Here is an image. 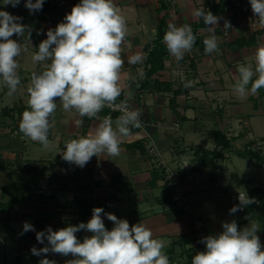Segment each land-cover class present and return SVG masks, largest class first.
I'll return each instance as SVG.
<instances>
[{"label": "crops", "instance_id": "crops-1", "mask_svg": "<svg viewBox=\"0 0 264 264\" xmlns=\"http://www.w3.org/2000/svg\"><path fill=\"white\" fill-rule=\"evenodd\" d=\"M218 1L114 0L128 29L122 46L125 63L118 99L128 97L131 92L143 124L131 128V134L121 138L119 156H93L80 168L64 161L61 152L68 140L86 136L98 120L79 117L74 109L64 111L57 99V110L50 117L54 127L49 130L47 148L22 138V133L14 136L12 130L17 123L19 131L22 113L28 109L31 74H39L46 67L45 62H34L32 55L38 51L40 42L47 39V31L64 22L65 15L81 0H49L47 12L32 13L25 7V0L16 7L5 6L0 0V11L21 17L20 22L30 30V39L28 32L23 37H11L26 49L17 57L21 80L17 91L8 95V88L0 79V203L9 200L2 191L9 183L22 185L15 188L16 194L26 198L8 214L0 211V264H39L45 256H35L31 249L47 246V240L39 243L36 233L46 231L49 226L55 231L88 222L96 207L126 219L130 226L145 225L153 238L165 241L163 251L169 264H191L197 252L205 251L192 236L194 219L203 220L212 236L223 231L224 222L235 220L239 229L255 222L264 250V229L259 221L246 212L230 214L232 195L243 191L245 183L240 186L238 178L244 177H234V172L227 168L237 156L235 152L245 147L260 151L263 156V148L252 138L253 128L261 131L264 124V88L255 95L249 92L244 99L233 88L239 66L252 65L255 69V49L264 43V29H254L249 23L247 17H256L249 0H234L224 13L215 15L219 17L215 29L219 51L205 54L203 40L208 33L204 30L206 26L201 25L202 18L197 20L193 12L199 8L208 11L209 3ZM224 20L235 24L228 38L220 28ZM169 22L198 27L201 44L194 45L180 61L169 54L163 68L141 87L150 67L148 53L156 43L161 24L167 29ZM137 52L143 54V63L129 64L128 57ZM187 82H191L190 87L184 86ZM106 113L103 109L98 115L102 119ZM118 116L114 114L113 121ZM77 119L83 120L82 126L75 125ZM215 131L230 140V149L217 146ZM263 136L258 134L261 140ZM161 162L170 170L187 164L186 169H180L186 205L172 200L176 188L167 182ZM102 219L111 230L113 222L103 214ZM24 222L31 223L35 231L23 232ZM91 235L87 231L76 233L81 242ZM46 258L56 264L74 259L71 254L53 253Z\"/></svg>", "mask_w": 264, "mask_h": 264}, {"label": "clouds", "instance_id": "clouds-1", "mask_svg": "<svg viewBox=\"0 0 264 264\" xmlns=\"http://www.w3.org/2000/svg\"><path fill=\"white\" fill-rule=\"evenodd\" d=\"M21 0H3L5 6L16 7ZM44 0H25V7L32 12L42 9ZM254 16L264 26V0H249ZM193 17L202 18L208 36L203 40L205 54L219 51L215 29L219 17L203 8L194 10ZM21 17L0 11V79L8 88V95L17 91L21 83L17 60L23 49L21 43L11 39L13 35L23 37L30 30L23 25ZM225 26H229L227 23ZM39 34V33H38ZM128 34L127 23L114 0H81L64 22L55 29H49L47 39L40 42L38 51L32 55L34 62H45V69L31 74L30 86L27 88L28 109L23 111L19 123L22 138L38 142L43 147L49 146V130L54 127L50 117L57 110V99L64 111L75 110L79 117L87 116L99 123L86 136L70 139L64 144L62 159L69 164L83 168L93 156L107 154L119 156L122 137L131 134V128H140L139 110L131 109L127 101L116 103L121 96V70L124 66L122 58L123 45ZM166 48L177 61L183 59L185 53L192 51L196 36L190 24L176 26L169 22L163 36ZM255 69L252 65L238 67V77L234 85L235 94L244 99L249 94H257L264 88V43H260L254 54ZM144 61L142 53L128 57L131 65ZM256 76L255 79L253 77ZM185 87H190L187 82ZM250 86V87H249ZM131 98L132 93H127ZM108 107L119 110L115 121L110 116L102 119L99 113ZM76 126H82L83 120L77 119ZM115 125V126H113ZM131 126V127H130ZM239 204L229 211L234 214L254 201L246 191H240ZM102 214L113 222L108 230ZM223 231L215 236L202 238L205 251L197 252L191 264H264V250L259 236V226L251 222L239 229L235 220L224 222ZM35 231L34 226L24 222L23 232ZM87 231L83 241L76 236L77 232ZM23 234V233H21ZM36 240L47 246L31 253L44 255L39 264H56L47 259L48 253L68 256L74 259L65 264H169L164 253L165 241L153 238V233L145 225L138 223L129 225L126 219H119L112 213H105L101 207L93 208L91 219L87 223L53 231L49 226L46 231L36 233Z\"/></svg>", "mask_w": 264, "mask_h": 264}, {"label": "trees", "instance_id": "trees-1", "mask_svg": "<svg viewBox=\"0 0 264 264\" xmlns=\"http://www.w3.org/2000/svg\"><path fill=\"white\" fill-rule=\"evenodd\" d=\"M234 4V0H219L218 3H209V10L213 15L220 16L224 13L229 7ZM49 0H44L42 9L40 12L48 11ZM51 11V10H50ZM204 26V23L201 24ZM193 33L196 36L195 45L201 44V38L197 35L198 27L192 28ZM167 29L164 23L161 24L159 33L156 39V43H154L153 47L150 49L148 53L147 64L150 66L146 78L141 82V87H145L149 83L150 77L159 69H162L164 66V61L168 57L169 52L166 48L165 43L163 42V36L165 35ZM214 141L217 146L222 149H230V140L227 139L220 131H215L213 134ZM236 155L242 158H248L255 161L258 167H264V157L261 155L260 151L247 149L246 147L242 150H237ZM217 157V156H215ZM20 184L9 183L3 186L2 191L9 196V200L5 203H0V211L9 213L20 201L25 200L26 198L22 195L16 194L15 188L21 187ZM85 215V213H84ZM253 218H256L259 223L262 225L264 229V210L263 212L258 213ZM84 223H87L85 221Z\"/></svg>", "mask_w": 264, "mask_h": 264}, {"label": "rangeland", "instance_id": "rangeland-1", "mask_svg": "<svg viewBox=\"0 0 264 264\" xmlns=\"http://www.w3.org/2000/svg\"><path fill=\"white\" fill-rule=\"evenodd\" d=\"M264 91V90H263ZM12 123V122H11ZM17 123L14 124V129L13 131V135L14 136H18L20 135V132L17 130ZM253 128V127H252ZM261 131L257 129V127L253 128V135L254 137L252 138V140H254V143H258L260 145V147L263 148V156H264V140H261V138L258 137V134H260L261 136L264 135V124L261 125ZM252 136V135H251ZM264 139V136H263ZM214 157V156H213ZM234 161L233 163L228 164L227 168L229 170V172L231 171L232 173L234 172V177L237 176H242L244 178H238V180L242 183L240 184V186L243 184L245 185L244 190H246L247 195L249 196V198H252L255 200V202L242 207V210H240V213H248L251 217H254L255 215H257L260 212H263L264 210V167H258L255 163V161L251 160V159H244L238 156H234L233 157ZM226 168V169H227ZM227 176L229 177L230 174H227ZM229 179V178H228ZM235 179L232 178V181H234ZM235 185V183H234ZM239 194V193H238ZM237 194L232 195L233 200L231 198L232 204L234 205H238L239 201H234V198L236 197ZM230 200L228 199V202ZM180 205L182 206V204L180 203ZM205 227H206V223ZM207 231L208 228L206 227ZM209 233V231H208ZM210 236V233H209Z\"/></svg>", "mask_w": 264, "mask_h": 264}, {"label": "built area", "instance_id": "built-area-1", "mask_svg": "<svg viewBox=\"0 0 264 264\" xmlns=\"http://www.w3.org/2000/svg\"><path fill=\"white\" fill-rule=\"evenodd\" d=\"M247 19L249 20V23L251 24V26L254 29H264V26L260 25L258 17H254V18L247 17ZM226 23L229 26H225ZM234 26H235V24L229 20L222 21V23L220 24V28L222 29L223 35L226 38L229 37L230 31L233 29ZM197 35L199 36L198 32H197ZM132 100H133L132 98H129L126 96L122 99H118L116 101V103H120L121 101H127L129 107L131 109H135V106H134ZM104 109L107 110V113L105 116H110L112 118V116L114 114L121 115L119 110H112L108 107H105ZM140 122H141V126H142L143 122L141 121V119H140ZM176 127H177V125H174V128H176ZM154 154L159 156V154L156 151H154ZM161 163H162L163 168L165 170L167 182L169 183V185L171 187L176 188V192L174 194H172V200L176 203H181L182 205H186V201H185L186 200L185 199L186 192L182 188V173H181L180 169H186L187 164L184 162L180 165L179 168H176L174 170H170L163 162H161ZM97 166H99V165H97ZM238 195L239 194L236 195V197L234 198V201H239ZM250 199H252V198H250ZM232 200H233V197H232ZM252 200L255 202L254 199H252ZM192 236H193L195 242L197 243V245L199 247L205 249L206 246L203 243H201V240H202V238L209 236V233L205 227L203 220H200V219H194L193 220Z\"/></svg>", "mask_w": 264, "mask_h": 264}]
</instances>
